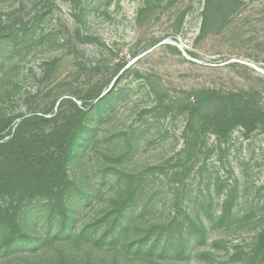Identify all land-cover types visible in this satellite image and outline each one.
Instances as JSON below:
<instances>
[{
  "label": "rangeland",
  "instance_id": "rangeland-1",
  "mask_svg": "<svg viewBox=\"0 0 264 264\" xmlns=\"http://www.w3.org/2000/svg\"><path fill=\"white\" fill-rule=\"evenodd\" d=\"M205 1L0 0V117L53 115L62 98L81 106L94 90L111 92L86 118L67 185L55 194L68 209L64 227L50 208L53 194L0 198L18 205L27 234L0 246V264H63L59 249L78 264L87 251L111 261L115 249L103 230L112 216L99 211L129 186L137 187L135 221L154 235L169 214L183 225L203 221L205 237L182 263L264 264L250 260L264 226V133H197L184 108L202 91H245L264 102V0H236L233 9L214 3L206 21ZM229 194L231 221L216 223Z\"/></svg>",
  "mask_w": 264,
  "mask_h": 264
},
{
  "label": "trees",
  "instance_id": "trees-1",
  "mask_svg": "<svg viewBox=\"0 0 264 264\" xmlns=\"http://www.w3.org/2000/svg\"><path fill=\"white\" fill-rule=\"evenodd\" d=\"M214 3L225 4L233 9L238 1L206 0L203 10L205 21L208 14L213 12L211 6ZM124 67L125 62L119 64L117 70ZM110 93L109 90L100 97L102 92L98 89L87 94L91 102L95 101L90 108L86 107H89L91 102L79 106L70 98H62L59 103L62 109L53 115L34 113L26 116L0 117V198L15 196L21 200L53 194L54 200L50 208L59 213L61 227H64L68 209L62 195L56 198L55 194L60 189L63 193L67 185L69 161L86 118L91 110L99 111ZM184 108L189 112V121L197 124V133L211 131L218 138H226L237 127L246 135L256 130L264 133V102L255 100L253 95L245 91L227 94L202 91L201 97L195 103L187 102ZM16 118H19L17 123ZM51 122L56 124L55 128L51 130L42 128ZM130 176L132 175L127 177L131 180ZM136 190L137 187L129 186L124 197H112L109 199L110 204L99 211V214L106 218L112 216L111 222L103 230L105 237L115 249L111 261L104 257L93 258L91 252L87 251L86 258L81 264H99L98 261L101 264H120L121 260H131L134 257L142 258L149 263L155 262V258L162 257L171 262L180 261L178 264H184L182 262L187 258L192 242L203 241L206 228L199 217H196V220L190 219L183 225L175 213L169 214V220L161 223L162 232L158 235H154L153 232L156 228L148 229L140 225L130 211L138 196ZM233 204L229 194L214 221L229 223L233 214ZM17 207L18 205L5 206L0 202L2 235L0 246L6 249L19 242L21 238L27 237L22 229V221L18 220ZM209 216L211 217V214ZM172 228H176L177 231L171 232ZM219 241L221 240H214V244H218ZM199 254L208 258L212 253L201 251ZM58 257L63 264H78L74 256L63 249L58 250ZM256 258L264 260V226L257 233L253 243L250 260L255 261Z\"/></svg>",
  "mask_w": 264,
  "mask_h": 264
},
{
  "label": "water",
  "instance_id": "water-1",
  "mask_svg": "<svg viewBox=\"0 0 264 264\" xmlns=\"http://www.w3.org/2000/svg\"><path fill=\"white\" fill-rule=\"evenodd\" d=\"M105 92H103L101 95H100V97L104 94Z\"/></svg>",
  "mask_w": 264,
  "mask_h": 264
}]
</instances>
